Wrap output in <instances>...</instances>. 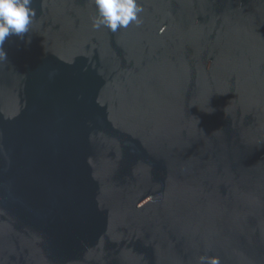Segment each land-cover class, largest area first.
<instances>
[{
    "label": "water",
    "instance_id": "1",
    "mask_svg": "<svg viewBox=\"0 0 264 264\" xmlns=\"http://www.w3.org/2000/svg\"><path fill=\"white\" fill-rule=\"evenodd\" d=\"M138 3L6 38L0 264H264V0Z\"/></svg>",
    "mask_w": 264,
    "mask_h": 264
},
{
    "label": "clouds",
    "instance_id": "2",
    "mask_svg": "<svg viewBox=\"0 0 264 264\" xmlns=\"http://www.w3.org/2000/svg\"><path fill=\"white\" fill-rule=\"evenodd\" d=\"M97 15L92 20V27L102 26L116 32L118 28H127L130 23H140L139 14L143 8L138 0H94ZM33 0H0V62L7 60L4 49L6 38L16 36L21 40L29 32L35 18ZM28 43L31 42L29 38ZM200 264H220L217 257H200Z\"/></svg>",
    "mask_w": 264,
    "mask_h": 264
}]
</instances>
